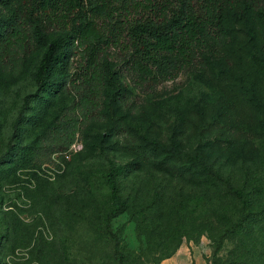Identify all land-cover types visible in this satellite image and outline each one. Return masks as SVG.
Returning <instances> with one entry per match:
<instances>
[{"label":"rangeland","instance_id":"1","mask_svg":"<svg viewBox=\"0 0 264 264\" xmlns=\"http://www.w3.org/2000/svg\"><path fill=\"white\" fill-rule=\"evenodd\" d=\"M133 1L115 3L100 21H117L115 37L104 31L110 40L98 60L105 80L86 118L82 89L69 83L81 53L65 59L63 79L36 90L37 62L46 41L64 32L58 25L46 23L38 41L30 24L28 51L0 63V264H118L103 224L109 159L123 167L116 181L126 208L111 230L125 264H160L181 245L204 264H264V0L235 25L234 37L207 38L173 78L141 84L125 62L128 27L156 11ZM23 8L0 0V17ZM67 119H78V129L59 148ZM204 162L253 204L206 177ZM198 195L204 211L191 207Z\"/></svg>","mask_w":264,"mask_h":264},{"label":"trees","instance_id":"2","mask_svg":"<svg viewBox=\"0 0 264 264\" xmlns=\"http://www.w3.org/2000/svg\"><path fill=\"white\" fill-rule=\"evenodd\" d=\"M1 1H18L24 8L22 12L14 11L8 18L0 17V63L8 60L10 56L24 54L28 51L31 40V33L28 29L30 24H32V32L38 41H44L42 28L46 23L58 25L64 32L46 41L45 48L37 62L33 74L36 90L47 89L63 79L61 69L65 59L75 53H81L83 61L79 64V69L71 74L69 83L77 89L78 87L82 89L80 103L86 110L82 112V116L86 118L89 109L96 105L105 80L98 60L103 46H107L110 40L104 31L115 37L114 27L117 21L114 24L106 23L104 26L100 21L104 20L110 11L109 8L115 3L122 6L130 5L132 0ZM260 1L164 0L158 5L151 0H145L142 6H149L150 9L156 11L155 17L135 20L128 27L130 52L125 62L134 75V81L141 84L148 80L163 81L173 78L176 73L188 67L199 56L200 51L206 46L207 38L212 37L214 41L220 42L225 36L234 37L235 25L246 20L248 12ZM173 2L177 6L171 8ZM197 3H200L199 8H197ZM132 5L138 7L141 6V2L134 0ZM108 79L115 91H119L117 78L110 76ZM28 97L24 98L25 106L28 103ZM77 122L78 119H67L61 133L55 139L56 146L66 149L72 143L78 129ZM100 141H103L102 135ZM183 155L188 154L184 152ZM204 165L203 169H205L202 171L205 176H214L217 183L218 179H221L219 182L226 194L236 197L243 205H250L253 202L251 198L245 201V195L240 188L218 176V173H212L208 163L204 162ZM122 168L115 165L112 160H108L105 182L110 192L111 206L103 220L104 229L113 241V253L117 257L118 264H125L126 259L119 249L117 236L111 230V221L126 208L116 181ZM191 207L198 212L204 211L203 198L199 195L193 197ZM243 220V216H240L233 228L240 232ZM177 221L180 224L184 223V219L178 216ZM252 221L249 226L253 225L254 228L257 220L252 219Z\"/></svg>","mask_w":264,"mask_h":264},{"label":"crops","instance_id":"3","mask_svg":"<svg viewBox=\"0 0 264 264\" xmlns=\"http://www.w3.org/2000/svg\"><path fill=\"white\" fill-rule=\"evenodd\" d=\"M160 264H204L198 252L191 253L187 245H181L169 257L163 259Z\"/></svg>","mask_w":264,"mask_h":264}]
</instances>
